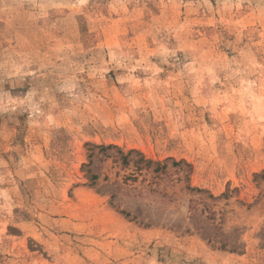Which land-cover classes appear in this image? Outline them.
Instances as JSON below:
<instances>
[{"label": "rangeland", "instance_id": "374dc122", "mask_svg": "<svg viewBox=\"0 0 264 264\" xmlns=\"http://www.w3.org/2000/svg\"><path fill=\"white\" fill-rule=\"evenodd\" d=\"M0 264H264V0H0Z\"/></svg>", "mask_w": 264, "mask_h": 264}]
</instances>
